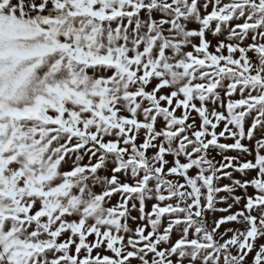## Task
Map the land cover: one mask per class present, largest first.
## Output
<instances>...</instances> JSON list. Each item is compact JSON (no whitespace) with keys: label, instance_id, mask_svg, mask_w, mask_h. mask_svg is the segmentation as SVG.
I'll return each mask as SVG.
<instances>
[{"label":"snow or ice","instance_id":"1","mask_svg":"<svg viewBox=\"0 0 264 264\" xmlns=\"http://www.w3.org/2000/svg\"><path fill=\"white\" fill-rule=\"evenodd\" d=\"M0 264H264V0H0Z\"/></svg>","mask_w":264,"mask_h":264}]
</instances>
